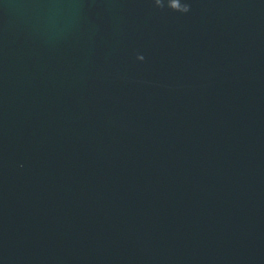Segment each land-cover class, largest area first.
<instances>
[{
    "label": "water",
    "instance_id": "95a60500",
    "mask_svg": "<svg viewBox=\"0 0 264 264\" xmlns=\"http://www.w3.org/2000/svg\"><path fill=\"white\" fill-rule=\"evenodd\" d=\"M186 2L0 0V264H264V0Z\"/></svg>",
    "mask_w": 264,
    "mask_h": 264
},
{
    "label": "clouds",
    "instance_id": "9594fccd",
    "mask_svg": "<svg viewBox=\"0 0 264 264\" xmlns=\"http://www.w3.org/2000/svg\"><path fill=\"white\" fill-rule=\"evenodd\" d=\"M154 5L158 9H165L180 13V14H187L190 11V4L186 2V0H153ZM139 60L143 61L144 57L139 56Z\"/></svg>",
    "mask_w": 264,
    "mask_h": 264
}]
</instances>
